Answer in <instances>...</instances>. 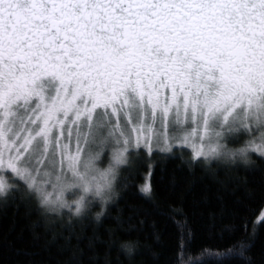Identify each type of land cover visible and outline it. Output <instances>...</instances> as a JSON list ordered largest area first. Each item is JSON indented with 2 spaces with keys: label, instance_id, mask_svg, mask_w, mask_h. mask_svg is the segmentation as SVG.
Returning <instances> with one entry per match:
<instances>
[{
  "label": "snow or ice",
  "instance_id": "6c2138e0",
  "mask_svg": "<svg viewBox=\"0 0 264 264\" xmlns=\"http://www.w3.org/2000/svg\"><path fill=\"white\" fill-rule=\"evenodd\" d=\"M101 141L264 171V0H0V194L6 171L44 194ZM249 196L213 264H256L264 184Z\"/></svg>",
  "mask_w": 264,
  "mask_h": 264
},
{
  "label": "trees",
  "instance_id": "16d2710c",
  "mask_svg": "<svg viewBox=\"0 0 264 264\" xmlns=\"http://www.w3.org/2000/svg\"><path fill=\"white\" fill-rule=\"evenodd\" d=\"M240 146L242 140L228 142L229 148ZM149 160L152 191L146 195L139 185L148 174ZM9 184L0 194V264H213L221 227L239 223L233 218L237 200L251 199L249 192L259 191L264 171L252 161L193 159L187 149L175 155L149 156L141 151L121 168L120 198L99 224L90 212L71 223L67 214L49 216L38 206L36 192L23 181ZM178 220L185 222V236L187 229L192 233L183 253ZM122 241L134 244L132 255L121 250ZM252 256L261 264L264 233Z\"/></svg>",
  "mask_w": 264,
  "mask_h": 264
},
{
  "label": "clouds",
  "instance_id": "9594fccd",
  "mask_svg": "<svg viewBox=\"0 0 264 264\" xmlns=\"http://www.w3.org/2000/svg\"><path fill=\"white\" fill-rule=\"evenodd\" d=\"M107 152L106 162L101 166L100 161ZM218 158L226 162L247 163L243 157L232 156L221 153ZM126 154L121 153V147L112 144L108 146L101 141L97 147L88 152L79 162L78 167L70 170L66 176L55 180L44 194L37 196L38 206L49 216L57 218L65 217L71 223L74 220H81L91 213L94 223L103 221L110 205L114 204L121 195L118 187L120 170L127 164ZM79 190L73 198H67V193ZM98 205V207H94ZM120 248L127 255H132L135 246L132 242L122 241Z\"/></svg>",
  "mask_w": 264,
  "mask_h": 264
},
{
  "label": "rangeland",
  "instance_id": "374dc122",
  "mask_svg": "<svg viewBox=\"0 0 264 264\" xmlns=\"http://www.w3.org/2000/svg\"><path fill=\"white\" fill-rule=\"evenodd\" d=\"M229 143H234V144H236V143H238V142H229ZM72 146H73V147L75 146V145H74V142H73V145H72ZM185 149L188 150L190 157L193 158V157H192V153H191V149H189V148H185ZM141 151H142V152H145L146 154H148L143 148H140V149H129V152L126 154V155H127V160H128L127 163H129V161H130V157H131V156H135L136 154H139ZM107 157H108V154H107V152H105V154H104V158L100 161L101 166H103V164L106 162ZM199 158L204 159L203 157H199ZM213 158H218V157H213ZM213 158H211V159H213ZM220 159H221V158H220ZM207 160H209V159H207ZM4 175L6 176L8 183H10V181H12V180H17V179H19V178H16V177H15L10 171H6V172L4 173ZM9 185H10V184H9ZM78 191H79V190H73L72 192H69V193H67V194H71V193H73V195H76V194H78ZM67 194H66V195H67ZM67 198H69V196H68ZM69 199H71V198H69Z\"/></svg>",
  "mask_w": 264,
  "mask_h": 264
}]
</instances>
